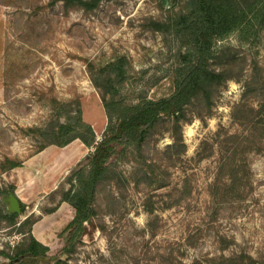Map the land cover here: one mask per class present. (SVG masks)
<instances>
[{
	"label": "rangeland",
	"instance_id": "obj_1",
	"mask_svg": "<svg viewBox=\"0 0 264 264\" xmlns=\"http://www.w3.org/2000/svg\"><path fill=\"white\" fill-rule=\"evenodd\" d=\"M63 3L0 0V189L14 186V193L25 205L19 220L30 214L38 217L32 233L45 245L54 241L73 213L62 204L55 212L45 214V208L55 205L51 192L68 173L53 172L58 147L49 146L39 152L40 138L31 129L49 122L53 99L79 100L83 119L100 140L107 119L90 79L89 63L99 66L126 57L128 92L143 91L148 97L158 98L172 90L171 71L178 49L174 39L149 27L151 20L164 18L177 0H167L163 8L159 0H102L93 11L65 9ZM248 39L242 40L237 31L218 45L240 47L248 59L264 64V28H251ZM242 84L229 81L217 96L212 115L203 121L195 118L184 126L186 152L176 166L169 168V181L178 189L188 177L192 192L171 208L165 207V195L155 198L154 215L160 224L157 236L151 238L146 231L154 217L144 207L149 189L129 182L132 167L119 162L125 181L122 187L112 189L118 198L112 203V214L105 213L109 188L99 194L104 211L99 220L108 226L107 232L89 227L71 264H126L133 253L144 254L141 264H157L150 255L169 246L177 254L183 252L186 262L239 252L264 259V151L248 158L251 189L237 198H219L220 192L214 202L208 185L213 179L216 156L202 162L195 160L200 143L210 139L220 126L231 131L237 127L231 112L240 99ZM171 141L168 132L159 135L147 147V155L159 158ZM51 147L54 150H48ZM91 151L89 147L85 156ZM5 158L22 161V166L4 172L1 163ZM77 163H71L69 171ZM4 195L0 194V201ZM21 237L3 223L0 249ZM3 262L5 259L0 257Z\"/></svg>",
	"mask_w": 264,
	"mask_h": 264
},
{
	"label": "trees",
	"instance_id": "obj_2",
	"mask_svg": "<svg viewBox=\"0 0 264 264\" xmlns=\"http://www.w3.org/2000/svg\"><path fill=\"white\" fill-rule=\"evenodd\" d=\"M101 1L63 0V5L65 9L93 11ZM159 1L161 8L167 3ZM167 12L164 18L151 20L149 27L178 44L170 93L158 98L148 97L143 91L129 93L128 60L124 56L99 66L89 63L90 79L99 92L107 119L101 139L97 141L92 125L83 119L79 100L53 99L49 122L31 129L40 138L39 152L49 146L63 148L76 139L93 151L51 192L55 205L45 208V214L65 204L73 217L50 245L32 233L38 217L30 214L19 220V214L9 213L0 202V227L4 223L22 235L15 244L7 243L0 249V257L5 259L0 264H71L89 227L107 232L108 226L99 220L104 212L99 194L109 188L105 213L112 214V203L118 201L112 189L122 187L125 181L119 162L131 165L129 182L149 189L144 202L149 214L154 215L156 197H167L166 208L179 205L192 192L188 177L178 189L169 181V168L176 166L186 152L183 128L195 118L203 121L210 117L217 96L232 80L243 82L240 99L231 112L237 127L231 131L220 126L210 139L200 143L195 160L202 162L216 156L213 179L208 185L212 202L237 198L251 189L248 158L264 151V64L248 59L242 48L218 45V41L237 31L242 40H249L251 28H264V0H177ZM165 132L172 141L160 151L159 158H150L147 147ZM21 166L22 161L10 158L1 163L4 172ZM9 193H14L13 185L0 189V194ZM24 207L21 203V213ZM159 227L154 215L146 231L155 238ZM161 248L150 255L157 264H264V259L245 252L186 262L183 252L177 254L172 246ZM142 256L133 253L126 264H141Z\"/></svg>",
	"mask_w": 264,
	"mask_h": 264
},
{
	"label": "crops",
	"instance_id": "obj_3",
	"mask_svg": "<svg viewBox=\"0 0 264 264\" xmlns=\"http://www.w3.org/2000/svg\"><path fill=\"white\" fill-rule=\"evenodd\" d=\"M88 148L89 147L86 146L79 139L72 141L70 144H68L67 146L63 148H58L57 152L55 153L53 152L54 155L57 157V161L54 162V165H53V169H52L53 172L59 170V172H57V175L58 174L66 175L67 173H69V170L71 169L69 167L72 164L77 163L80 159H82L87 153ZM52 149L53 147L49 148L48 150H52Z\"/></svg>",
	"mask_w": 264,
	"mask_h": 264
},
{
	"label": "water",
	"instance_id": "obj_4",
	"mask_svg": "<svg viewBox=\"0 0 264 264\" xmlns=\"http://www.w3.org/2000/svg\"><path fill=\"white\" fill-rule=\"evenodd\" d=\"M174 2V0H171ZM1 206L4 207L9 213L21 214V203L16 193H9L2 197Z\"/></svg>",
	"mask_w": 264,
	"mask_h": 264
},
{
	"label": "flooded vegetation",
	"instance_id": "obj_5",
	"mask_svg": "<svg viewBox=\"0 0 264 264\" xmlns=\"http://www.w3.org/2000/svg\"><path fill=\"white\" fill-rule=\"evenodd\" d=\"M21 202V201H20Z\"/></svg>",
	"mask_w": 264,
	"mask_h": 264
}]
</instances>
